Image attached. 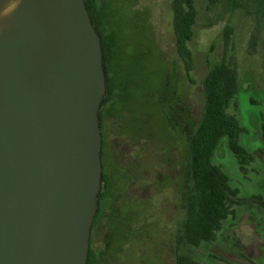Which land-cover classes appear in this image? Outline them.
<instances>
[{
    "label": "rangeland",
    "instance_id": "rangeland-1",
    "mask_svg": "<svg viewBox=\"0 0 264 264\" xmlns=\"http://www.w3.org/2000/svg\"><path fill=\"white\" fill-rule=\"evenodd\" d=\"M171 1L98 0L116 40L110 77L117 93L102 107L111 191L91 230L93 264H175L191 183L189 139L203 116V81L226 52L244 59L242 88L229 113L242 130L239 144L255 160L244 174L227 140L217 147L215 163L245 205L235 206L236 218L223 223L216 242L193 255L204 264H264V31L250 49L252 17L232 12L229 0L215 6L196 0L190 81L175 48ZM228 27L238 51L226 49Z\"/></svg>",
    "mask_w": 264,
    "mask_h": 264
},
{
    "label": "water",
    "instance_id": "water-1",
    "mask_svg": "<svg viewBox=\"0 0 264 264\" xmlns=\"http://www.w3.org/2000/svg\"><path fill=\"white\" fill-rule=\"evenodd\" d=\"M106 94L84 0H0V264H87Z\"/></svg>",
    "mask_w": 264,
    "mask_h": 264
},
{
    "label": "trees",
    "instance_id": "trees-1",
    "mask_svg": "<svg viewBox=\"0 0 264 264\" xmlns=\"http://www.w3.org/2000/svg\"><path fill=\"white\" fill-rule=\"evenodd\" d=\"M84 1L91 23L101 39L107 85L103 107L113 102L117 93V87L110 77L116 40L112 33L108 32L104 9L98 0ZM195 1H171L175 48L190 81H192L190 73L193 69V57L188 43L192 40L197 18ZM206 1L208 6H215L221 0ZM229 3L232 12L241 11L252 17L255 32L251 35L248 46L254 49L257 41L260 40L257 31H264V0H229ZM233 33L231 27L226 28L223 35L225 46L226 49L238 51L236 43H232ZM238 55L241 56V53L237 52ZM237 56L234 54L230 56L226 52L223 60L209 71L203 81L204 111L197 130H194L189 139L191 185L186 191L185 216L175 236V264H204L194 257L193 251L216 242L223 223L229 218H236L235 206L245 205V201L238 198V190L230 186L228 176L215 163L216 149L224 139L227 140L228 148L238 162L240 172L246 174L248 165L255 160L254 155L249 154L239 144L238 137L242 130L236 117L229 113L233 100L242 88L243 76L240 71L244 70L242 64L244 59L240 62ZM99 118L101 126L100 115ZM102 179H104V195L99 197L100 209L91 230L103 211V199L111 191L110 178L104 174ZM92 258L93 252L89 246L87 264H93Z\"/></svg>",
    "mask_w": 264,
    "mask_h": 264
},
{
    "label": "flooded vegetation",
    "instance_id": "flooded-vegetation-1",
    "mask_svg": "<svg viewBox=\"0 0 264 264\" xmlns=\"http://www.w3.org/2000/svg\"><path fill=\"white\" fill-rule=\"evenodd\" d=\"M100 116H101V137H102V152H101V163H102V168H103V173H102V175H106V176H108L107 174H106V172H105V163H106V159H108L107 157H108V152H109V145H108V142L106 141V139H105V136H104V131H103V125H104V114L102 113V106H101V110H100ZM178 126H180L181 127V125H180V123L178 124ZM179 128V127H178ZM174 129L177 131L178 129H177V127H174ZM261 153H264V151H262ZM157 161H158V158H157ZM158 164V163H157ZM156 164V165H157ZM156 167V166H155ZM188 171H189V164H188ZM109 177V176H108ZM103 181H102V190H101V193H100V196H102V195H104V179H102ZM189 180L191 181V174H190V172H189ZM190 185H191V183H190ZM190 185H189V187H190ZM188 187V188H189ZM156 188H157V185H156ZM99 196V197H100ZM106 199V197L103 199V200H105ZM100 209V204H99V208H98V210ZM98 212V211H97Z\"/></svg>",
    "mask_w": 264,
    "mask_h": 264
}]
</instances>
